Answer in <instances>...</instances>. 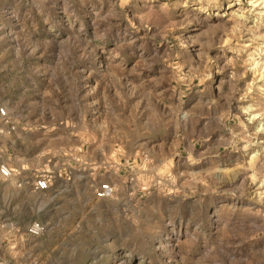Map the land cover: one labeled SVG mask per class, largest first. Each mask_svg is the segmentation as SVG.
<instances>
[{
    "label": "rangeland",
    "instance_id": "374dc122",
    "mask_svg": "<svg viewBox=\"0 0 264 264\" xmlns=\"http://www.w3.org/2000/svg\"><path fill=\"white\" fill-rule=\"evenodd\" d=\"M0 108V264H264V0H0Z\"/></svg>",
    "mask_w": 264,
    "mask_h": 264
},
{
    "label": "built area",
    "instance_id": "2783aa9c",
    "mask_svg": "<svg viewBox=\"0 0 264 264\" xmlns=\"http://www.w3.org/2000/svg\"><path fill=\"white\" fill-rule=\"evenodd\" d=\"M6 116V112L3 108H0V118H4ZM2 134V131L0 130V135ZM12 176V173L10 169L5 165L0 162V177L3 179H10ZM34 189L39 192H43L48 190V182L44 179L37 180L34 183ZM112 193V189L109 187V185H101L97 190H96V196L99 199H104L110 196ZM29 234L37 236L43 232V227L39 223H33L29 229H28Z\"/></svg>",
    "mask_w": 264,
    "mask_h": 264
},
{
    "label": "crops",
    "instance_id": "0c3cea01",
    "mask_svg": "<svg viewBox=\"0 0 264 264\" xmlns=\"http://www.w3.org/2000/svg\"><path fill=\"white\" fill-rule=\"evenodd\" d=\"M3 182H5V181L3 180ZM0 184H1V177H0Z\"/></svg>",
    "mask_w": 264,
    "mask_h": 264
}]
</instances>
